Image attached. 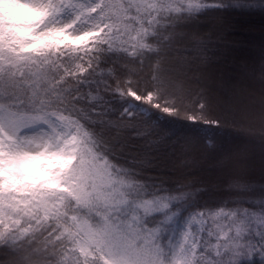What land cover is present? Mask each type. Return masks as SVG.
I'll use <instances>...</instances> for the list:
<instances>
[{
  "label": "snow or ice",
  "instance_id": "obj_1",
  "mask_svg": "<svg viewBox=\"0 0 264 264\" xmlns=\"http://www.w3.org/2000/svg\"><path fill=\"white\" fill-rule=\"evenodd\" d=\"M230 12L264 0H0V264H264L241 153L214 135L206 175H169L197 121L225 127L183 102Z\"/></svg>",
  "mask_w": 264,
  "mask_h": 264
},
{
  "label": "rangeland",
  "instance_id": "obj_2",
  "mask_svg": "<svg viewBox=\"0 0 264 264\" xmlns=\"http://www.w3.org/2000/svg\"><path fill=\"white\" fill-rule=\"evenodd\" d=\"M208 31L205 34L210 37V46L206 60L195 68L185 97L206 90L217 115L229 124L230 132L242 140L237 144L225 137L224 146L234 153H241L237 159L247 162V174L256 173L264 178L260 169L264 154V81L258 74V48L264 39V26L255 22L241 25L217 21L208 26ZM192 102L184 101V105L191 109ZM190 149H195L198 157L187 156L177 164L172 161L171 168L196 174L208 172L216 160L214 154L205 153L193 142H184L180 152L190 155Z\"/></svg>",
  "mask_w": 264,
  "mask_h": 264
},
{
  "label": "trees",
  "instance_id": "obj_3",
  "mask_svg": "<svg viewBox=\"0 0 264 264\" xmlns=\"http://www.w3.org/2000/svg\"><path fill=\"white\" fill-rule=\"evenodd\" d=\"M220 21H222L224 24H226L227 21H229V22L232 21L234 24L238 23L241 25L255 22L256 24H260V26L263 27L264 26V14H261L259 12H254V13H251V12L250 13L230 12L229 14H227L224 17V19H222ZM216 23H217V21H213L212 23L205 25L204 26L205 33L209 32L208 31L209 25H214ZM258 62L260 64L259 59H258ZM258 74L260 75V73H258ZM199 95H200L199 93L192 92L191 95H189V96L187 95V97H185L186 99H184V101H186L187 103L189 101L190 102L193 101L192 103L195 104ZM196 111H199V109H196ZM184 115L185 114L183 112H181V114L178 117H176V119H178L182 123L192 124L193 122L188 121L186 119V116H184ZM216 117H219L224 122L225 127L223 129H219L216 126H213L210 124H205L202 120L197 121L195 126L193 127L192 131L194 133L198 132L199 134L183 138L179 143H177L175 145V148H174L175 156H174L173 161L176 163H174V164L179 163V161L183 160L184 158L187 159V156L190 157L191 159L198 157L197 151H195V149L189 150V153H191L190 155H186L187 153H185V155H183L180 152V148H181V146L184 145V142H193L198 146V148H200L205 153L207 152L209 154H212L208 150L211 147L212 141L208 138L213 137L214 135H216V139L220 142H224L225 133H227L226 137H227V139L231 140V142H236L238 144L240 141H242L241 139H239V135H236V134H233L232 132H230V130L228 128L229 124L222 117L218 116L217 112H215V110L213 108H211L210 118H216ZM230 126L234 127V124H230ZM172 164L173 163L170 164L169 175L173 179H175L181 175H183L189 179H192V178H196L199 176L206 175L208 173V172H203L201 174H196L194 172L186 171V170L180 169V168L173 169V168H171ZM248 175L251 176L257 182H259L262 179L256 173H251V174L248 173Z\"/></svg>",
  "mask_w": 264,
  "mask_h": 264
}]
</instances>
